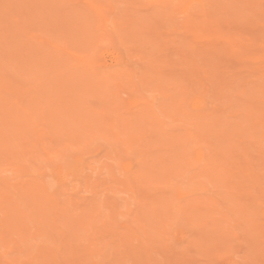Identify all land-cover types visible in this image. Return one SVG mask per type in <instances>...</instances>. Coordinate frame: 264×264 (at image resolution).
<instances>
[{
	"label": "rangeland",
	"instance_id": "obj_1",
	"mask_svg": "<svg viewBox=\"0 0 264 264\" xmlns=\"http://www.w3.org/2000/svg\"><path fill=\"white\" fill-rule=\"evenodd\" d=\"M0 264H264V0H0Z\"/></svg>",
	"mask_w": 264,
	"mask_h": 264
}]
</instances>
